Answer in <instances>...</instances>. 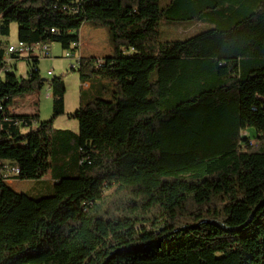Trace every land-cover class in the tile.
<instances>
[{
  "label": "trees",
  "instance_id": "1",
  "mask_svg": "<svg viewBox=\"0 0 264 264\" xmlns=\"http://www.w3.org/2000/svg\"><path fill=\"white\" fill-rule=\"evenodd\" d=\"M161 20L205 29L160 42ZM12 23L18 41L65 51L82 26L104 28L112 57L76 66L115 90L80 97L73 133L53 126L66 91L54 77L52 116L36 125L7 109L46 80L0 64V164L20 169L2 176L0 264H264V0H0V34ZM52 168L49 197L5 184Z\"/></svg>",
  "mask_w": 264,
  "mask_h": 264
},
{
  "label": "rangeland",
  "instance_id": "2",
  "mask_svg": "<svg viewBox=\"0 0 264 264\" xmlns=\"http://www.w3.org/2000/svg\"><path fill=\"white\" fill-rule=\"evenodd\" d=\"M168 3V0H160V6L164 7ZM189 22H169L161 20L159 22V40L160 42H176V41H185L191 37H194L202 33L205 29V26L200 23H194L193 25H186ZM90 26V27H89ZM83 33L87 29L91 28L90 24H86ZM0 40L3 42H9L12 45L17 43V25L12 23L10 25L9 34L3 36L0 34ZM66 51L61 48L58 43L50 44V53L49 58H41L37 67L39 69V76L46 81H44L43 86L36 90L35 92L28 95H17L12 98L10 103V108L17 114L23 115H38V122L47 121L52 116V98L49 93L48 82L51 81L54 77H61L64 86H65V95H64V110L65 115L58 117L54 120L53 126L55 129H73V133L78 132V123L75 119L69 118L68 114L74 113L76 109L79 108V93L83 92V98L86 102L93 101L95 99H104L110 100V93L115 90L112 83L109 80L104 79L102 84L94 82L93 87L88 92H84L85 80H90L93 83L94 74L88 72V77H81L78 72V66L72 69L69 68L71 63L77 65L76 52L70 51L71 54H75L74 60H67L64 58ZM92 64V63H91ZM16 69L14 67L11 70L16 74V76L21 77L27 75L30 71V65L21 58L17 61ZM47 71H51V74L48 76ZM95 81V80H94ZM68 111L69 113H67ZM35 125V124H34ZM243 135L247 134L252 139L254 143V138L256 136L255 131L252 129H247L245 132H242ZM62 171H59L55 168L50 169L46 175L42 178L35 180L33 182L25 181H15V179H10L8 185L16 193H22L29 196L32 199H40L49 197L53 194V185L55 179L60 176ZM35 182V185L31 187L32 183Z\"/></svg>",
  "mask_w": 264,
  "mask_h": 264
},
{
  "label": "built area",
  "instance_id": "3",
  "mask_svg": "<svg viewBox=\"0 0 264 264\" xmlns=\"http://www.w3.org/2000/svg\"><path fill=\"white\" fill-rule=\"evenodd\" d=\"M61 11L65 12H76L75 7L71 6H63ZM51 32H54L52 29ZM73 47H78V43H73ZM72 50H67L64 58L67 60L71 61L74 60V55L70 53ZM49 53H50V43L49 42H40L37 44H27L25 42H20L17 41L15 45L9 44V43H4L2 40H0V64H5L8 65V62H11L13 60H19L23 58L28 65H30V71L31 72H38L39 69L37 66H34L35 63H38V60L41 58H49ZM78 62V60H77ZM94 69L95 70H100L105 66V60L104 59H96L93 63ZM76 67L75 63H71L69 65L70 69H74ZM47 73H51V71H47ZM27 75L24 77H21L22 79L27 78ZM49 93H50V88ZM8 113H13L11 109H7ZM6 112L3 110L2 106L0 105V116L3 118L5 121L7 120V117L5 116ZM34 124V123H33ZM14 125L16 127H19L20 132L24 133L28 130V125L25 120H15ZM20 173V169L18 165L15 162L12 161H3L0 164V187L2 184V176L5 175H15L18 176Z\"/></svg>",
  "mask_w": 264,
  "mask_h": 264
},
{
  "label": "crops",
  "instance_id": "4",
  "mask_svg": "<svg viewBox=\"0 0 264 264\" xmlns=\"http://www.w3.org/2000/svg\"><path fill=\"white\" fill-rule=\"evenodd\" d=\"M84 27H85V25L80 28L79 33H78V38H79L78 47H77V50L75 51L77 53L76 54V59L77 60H79V59H89V58L105 59V58L112 57L113 50H112L111 46L108 43L106 30L104 28H94V27L91 26V28L87 29V31L85 32V36H84V33L82 32L83 29H85ZM4 43H9V42H4ZM74 57H75V54H74ZM40 60L41 59L38 60V63H39ZM17 61L18 60H13L11 62H8V65L11 66V67H14L16 69L17 68L16 67ZM21 77H23V76H21ZM94 80H93V83H91L92 81H90L88 79L84 81L85 82V84H84V87H85L84 88V92L85 93L90 91V89L94 85V82L95 83L96 82L99 83L101 81H104V79H102V78H100L99 76H96V75L94 77ZM81 96L83 97V92L79 93V105H80V97ZM83 100H84V98H83ZM10 109H11V111H13L12 108H10ZM66 112L69 113L68 111H66ZM13 113H15V112L13 111ZM15 114H17V113H15ZM68 128H70V127H67V129H64V130H69ZM69 131L74 132L73 129H71ZM8 182L9 181H7L5 184H6V186L8 188H10L9 185H8ZM25 182H27V181H25ZM29 182H33V181H29ZM34 185H35V182L32 183L31 187L34 186ZM11 190L14 191L13 189H11Z\"/></svg>",
  "mask_w": 264,
  "mask_h": 264
},
{
  "label": "bare ground",
  "instance_id": "5",
  "mask_svg": "<svg viewBox=\"0 0 264 264\" xmlns=\"http://www.w3.org/2000/svg\"><path fill=\"white\" fill-rule=\"evenodd\" d=\"M48 76L51 74V73H46Z\"/></svg>",
  "mask_w": 264,
  "mask_h": 264
}]
</instances>
